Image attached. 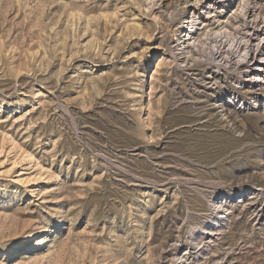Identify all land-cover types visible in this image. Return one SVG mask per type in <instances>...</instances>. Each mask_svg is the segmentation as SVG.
<instances>
[{"label":"rangeland","instance_id":"obj_1","mask_svg":"<svg viewBox=\"0 0 264 264\" xmlns=\"http://www.w3.org/2000/svg\"><path fill=\"white\" fill-rule=\"evenodd\" d=\"M240 1L0 0V264H264V87L195 58Z\"/></svg>","mask_w":264,"mask_h":264},{"label":"bare ground","instance_id":"obj_2","mask_svg":"<svg viewBox=\"0 0 264 264\" xmlns=\"http://www.w3.org/2000/svg\"><path fill=\"white\" fill-rule=\"evenodd\" d=\"M234 1L236 0H230V3H233ZM238 3H239L238 4L239 7L237 9L236 15L239 19L242 20V22L238 24V29H237L238 35L231 32L229 28L221 29L220 31L211 33V35H214V39L220 38L218 40L219 44L212 45L208 50V52H206L205 54L202 52L203 45L201 46V44L199 45V42L197 43V41H195L196 37H201L203 33V31L200 30L203 29L202 25L204 23V20L201 15L194 16L191 14H187L186 17L184 16L181 19L182 35L180 37V41L182 44V48L183 49L189 48L192 44L191 41L194 40V45L196 46V48L198 47L197 49L199 50V53L202 52L204 56V58L203 56L200 55H199L200 57H195L196 62L199 61L201 64L203 63L206 66L208 65L213 66L214 68L217 69V71L224 70L231 74L241 73L245 77H250L249 80L253 85L263 88L264 87V27L261 24L263 28L260 27L259 29L261 30H259L256 25V22H258L259 20L258 12L261 10V5L251 6L249 0H241ZM211 6L212 4L206 5V7H208V11L205 13L211 14L210 11ZM170 7L171 6L169 5V3H167L166 11L169 12ZM170 15L172 16V14ZM262 23L264 24V19ZM203 35L205 37L207 36L206 34ZM199 46H201L202 49ZM197 52L198 51L196 50V54L198 55ZM195 58L193 60H195ZM257 71H261V73H257ZM252 74H254L253 77H251ZM222 194L214 198L213 201H211L212 208L215 205L217 206L214 207L215 209L213 210L214 216L210 215L208 217V221L204 222L205 225L197 226L192 229L191 231L192 241L189 242L190 245L194 244L195 247L198 248V246L196 245H199V242L201 240L200 238L202 237L203 233L204 235L202 240H204V238L206 237L205 233L207 232L214 233V231L219 230V225L221 224L222 220L226 217L225 215L226 210L224 208L223 203L220 201V197L223 196ZM202 244L203 245L200 244L201 247L203 246L202 249H200V252L203 253L202 256H205L206 254L211 252L212 244L209 242L205 243V241ZM21 248L24 249V247L22 246ZM180 258H181V263L179 264H191L192 262L189 260V257H187L186 255H183ZM214 264H217V262Z\"/></svg>","mask_w":264,"mask_h":264}]
</instances>
